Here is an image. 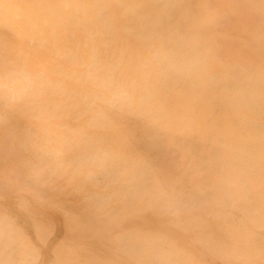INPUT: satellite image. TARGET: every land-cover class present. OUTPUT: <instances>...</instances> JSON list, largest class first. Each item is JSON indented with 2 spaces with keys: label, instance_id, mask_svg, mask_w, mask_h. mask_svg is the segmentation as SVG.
Segmentation results:
<instances>
[{
  "label": "rangeland",
  "instance_id": "obj_1",
  "mask_svg": "<svg viewBox=\"0 0 264 264\" xmlns=\"http://www.w3.org/2000/svg\"><path fill=\"white\" fill-rule=\"evenodd\" d=\"M0 264H264V0H0Z\"/></svg>",
  "mask_w": 264,
  "mask_h": 264
}]
</instances>
